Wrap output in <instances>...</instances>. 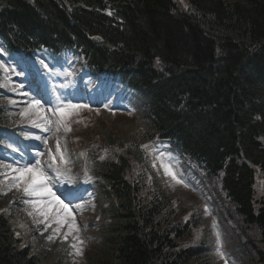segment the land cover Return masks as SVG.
<instances>
[{
  "label": "trees",
  "instance_id": "trees-1",
  "mask_svg": "<svg viewBox=\"0 0 264 264\" xmlns=\"http://www.w3.org/2000/svg\"><path fill=\"white\" fill-rule=\"evenodd\" d=\"M185 1L184 9L173 0H0L8 51L75 47L93 69L148 100L136 133L121 140L102 134L123 154L93 164L108 223L87 264H211L184 244L202 224L199 210L184 219L183 201L150 174L142 146L154 139L174 143L211 177L222 175L236 213L259 232L264 264V195L257 197L264 184V0ZM9 125L1 105L0 128ZM44 257L21 245L0 213V264H45Z\"/></svg>",
  "mask_w": 264,
  "mask_h": 264
},
{
  "label": "rangeland",
  "instance_id": "rangeland-1",
  "mask_svg": "<svg viewBox=\"0 0 264 264\" xmlns=\"http://www.w3.org/2000/svg\"><path fill=\"white\" fill-rule=\"evenodd\" d=\"M174 1L183 3V0ZM37 59L39 63H43L44 65L47 64V56L45 53L39 54ZM58 61L57 67L52 69L51 80L53 82L55 73L58 70L62 68L70 69L65 63V56H61ZM10 63H13L12 59H7L4 56V49L0 45V65H3L1 68L5 73L4 80H2L0 85V103L8 108L9 121L13 129L30 130V132L36 131L39 136L36 137L35 143L39 146L44 144L45 148L43 149L45 152L30 164H26L28 161L27 153L24 155L21 149L17 147L16 142L10 140L11 149L14 151L12 154H8L11 159L10 166H1L3 162L0 158V167L3 169L0 170V191L7 193L6 195H0V210L7 218L10 217L12 219L13 227L20 236H23L33 245L34 252L45 256L44 258L47 259L45 260V264H57L58 261L66 264H86L83 252L90 243L93 231V227L86 226V223L96 220L91 212L98 211L99 207L97 208L95 205L91 206L88 202L87 206H85L84 203H79L75 206L76 209L71 211V216L65 214L62 217L63 223L58 224L54 221L50 223V218L52 217L50 213V215L45 218L40 215L39 209H34L31 204L24 203L25 200H35L36 197L25 196L23 193V186L19 189L13 187L9 190V185L13 182L12 177L16 174L13 170L25 168L26 166L30 167L36 164L37 161L40 162L42 170L43 161H45L46 165H49L50 171L51 168L54 167L56 173L59 172L60 175L65 178L69 177L72 181L81 178L85 173L81 174L83 172L79 169L80 162L73 163L72 161L74 155V134H77L78 140L82 141V148L84 144L88 149H96L104 157L116 153L123 154V150L121 149L104 147L100 140V138L102 139V133L108 131L110 134L115 135L116 139H120V135L122 134V136H124V133L127 131H131L134 134L138 130L137 118L139 116L124 110L125 107L131 106V103L126 93L117 98L118 89L112 90L110 100L107 90L101 92L100 95H104L106 99L100 106L94 107L97 108V110H94L88 102L73 103L65 99L67 95L65 93L62 98L63 105H84L85 107L71 110L70 115L67 116L66 120L60 123L59 127L57 125V121L60 119L59 115L55 116L51 125L49 123L47 124L45 123L47 112L46 108L43 107V103H40L37 108L29 107V105L36 101L34 95L29 92L33 72L29 71L28 74H26V78H23L18 68L10 65ZM5 69H7V71H5ZM65 72L66 71H60L57 73L60 80L56 81L55 84L59 88H63L65 84V78H63ZM86 86L88 87V91H91L93 88L89 80L86 82ZM26 112L28 115H22V113ZM34 117H36V119L33 120L32 118ZM33 121H36V123H33ZM65 124L71 129L70 131L66 130ZM96 126H98V128H96ZM57 142H59V153L56 151ZM151 148L157 149L162 154L160 156L158 152H152L149 155V160L154 162L152 165H158L155 166L154 171L158 176H161L158 179V183L161 184V186L163 185L161 183V178H164L166 187L171 189V191H169L170 193L179 192L180 196L194 195L195 197L191 196L193 199L196 198L201 200L203 193L208 190L209 196L211 197V214L208 213L210 209L209 206L205 203H202V205L199 203L201 207L203 206L201 216L203 227L198 229V237L196 234L191 237V243L196 242L200 245L205 244L209 248L210 258L216 255V250L219 248H222L223 251L227 253L235 247L241 249L246 247L247 254H243V250L237 252L236 255H233L235 260L231 258L232 264H257L259 257L250 247V243L256 242L257 239L250 229H245L243 231L244 238L239 240L240 244L235 242L236 239L241 238V235L237 231L236 224L231 228L229 235L226 237L227 239H225L223 223L219 217V210L225 195L221 185L222 175L211 177L203 167V164L195 162V164L199 166L200 171V174H198L199 178L196 181L193 175L183 173L181 167L182 159L178 155H174L168 147L159 145ZM61 154L64 157L63 161L60 160ZM86 154L87 151L83 152L81 159L84 160ZM53 156L56 157L55 162H53ZM189 161L192 162L191 160ZM138 168L139 167H134L132 173H136L139 170ZM192 172L195 174L193 170ZM173 175L175 179H173ZM178 180L180 181L179 183H177ZM47 184L51 186V183L48 182V178ZM204 200L206 202V198H204ZM45 203L40 204L39 208H42V205ZM194 204H187L186 210L188 213H191L189 207H193ZM29 212H32L33 215H29ZM78 216H82L81 221L78 220ZM234 216L236 221L238 216L235 211ZM73 222L75 226L70 228ZM236 223L239 224L238 222ZM42 226L43 228H41ZM240 227H243V225L240 224ZM87 231L88 233H86ZM49 237H51V239H49ZM81 241H83V243H81ZM78 250L80 254H77ZM225 259L230 261L229 256L223 255V258H221V256L218 255L215 258L216 264H221L222 260Z\"/></svg>",
  "mask_w": 264,
  "mask_h": 264
},
{
  "label": "snow or ice",
  "instance_id": "snow-or-ice-1",
  "mask_svg": "<svg viewBox=\"0 0 264 264\" xmlns=\"http://www.w3.org/2000/svg\"><path fill=\"white\" fill-rule=\"evenodd\" d=\"M0 67H3V65H0ZM7 71V69H5ZM40 104L39 100L34 101L31 105H29L30 108H37ZM81 107H85L84 105H61L58 106L55 109L54 114H58L60 119L57 121V125L59 127L60 123L66 120L67 116L70 115L71 110L78 109ZM22 115H28V113H22ZM35 123V121H33ZM45 123H51L50 120L45 119ZM41 126V125H37ZM66 130L70 131L71 129L68 128V126L64 125ZM47 130V129H45ZM56 151L59 153V142H57V148ZM53 162H55L56 157L53 156ZM60 160L63 161L64 157L61 154ZM16 174L12 177V183L9 185V190L11 188H17L19 189L21 186H23V193L25 196H34V197H47V207L46 208H39V205L42 203H45L44 200H25L24 203L31 204L34 209H39V213L41 216H44L45 218L48 217L49 211L53 208H55V212L53 213V220L56 223H63L62 217L66 214L67 216H71L72 213L69 210L68 204L64 203L62 200H60L59 197L55 195L50 189V187L47 184V176L45 173L41 170L40 162L37 161L36 164L25 167L21 169H14L13 170ZM171 174V173H169ZM59 175V172H58ZM173 179H175V176L173 175ZM180 181L178 180L177 183ZM6 192L0 191V195H6ZM29 215H33L32 212H29ZM75 223L73 222L71 227H74ZM51 239V237H49ZM83 243V241H81ZM75 247V246H73ZM80 254L79 250L78 253ZM218 255L223 258V253L218 250Z\"/></svg>",
  "mask_w": 264,
  "mask_h": 264
},
{
  "label": "bare ground",
  "instance_id": "bare-ground-1",
  "mask_svg": "<svg viewBox=\"0 0 264 264\" xmlns=\"http://www.w3.org/2000/svg\"><path fill=\"white\" fill-rule=\"evenodd\" d=\"M4 76V71L2 70V68L0 67V79ZM106 99V97L104 95H100V96H91V99L89 100V103H90V106L91 107H97V106H100L102 104V102H104ZM137 108H139V106H137ZM125 111H129L130 110V107H125L124 108ZM33 120L36 119V117L32 118ZM36 123V121H35ZM259 187L261 190H264V184H259ZM72 196V195H70ZM77 197V198H76ZM80 196H72V197H67L65 195V200H64V203L70 205V204H73V203H77L78 201L82 200L83 198H79ZM38 199L40 200H44L46 201L47 200V197L44 196V197H37ZM71 201V199H73ZM222 202H225V200H223ZM44 208V207H42ZM55 212V208L51 209L49 211V213L52 215V217L50 218V223L53 222V213ZM49 214V215H50ZM82 218V216H78V219ZM43 228V226L41 227ZM19 241L21 243V245H23L24 247H27L29 249H34L33 245L29 243V241H27L23 236L19 237ZM209 264V263H208Z\"/></svg>",
  "mask_w": 264,
  "mask_h": 264
}]
</instances>
